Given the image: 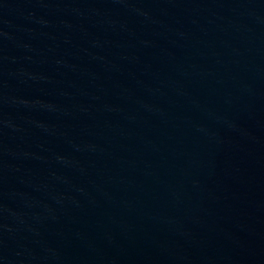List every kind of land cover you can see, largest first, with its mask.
Returning a JSON list of instances; mask_svg holds the SVG:
<instances>
[{"label":"water","instance_id":"obj_1","mask_svg":"<svg viewBox=\"0 0 264 264\" xmlns=\"http://www.w3.org/2000/svg\"><path fill=\"white\" fill-rule=\"evenodd\" d=\"M0 264H264V0H0Z\"/></svg>","mask_w":264,"mask_h":264}]
</instances>
